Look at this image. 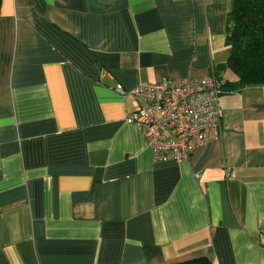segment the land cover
<instances>
[{
    "label": "crops",
    "instance_id": "crops-1",
    "mask_svg": "<svg viewBox=\"0 0 264 264\" xmlns=\"http://www.w3.org/2000/svg\"><path fill=\"white\" fill-rule=\"evenodd\" d=\"M234 0H0V264H264V86L156 162L126 91L225 68Z\"/></svg>",
    "mask_w": 264,
    "mask_h": 264
},
{
    "label": "built area",
    "instance_id": "built-area-1",
    "mask_svg": "<svg viewBox=\"0 0 264 264\" xmlns=\"http://www.w3.org/2000/svg\"><path fill=\"white\" fill-rule=\"evenodd\" d=\"M115 90L133 98L127 123L142 128L156 162H187L196 149L222 138L221 98L227 89L216 73Z\"/></svg>",
    "mask_w": 264,
    "mask_h": 264
},
{
    "label": "trees",
    "instance_id": "trees-1",
    "mask_svg": "<svg viewBox=\"0 0 264 264\" xmlns=\"http://www.w3.org/2000/svg\"><path fill=\"white\" fill-rule=\"evenodd\" d=\"M227 46L230 56L225 68L238 78L226 80V89L237 92L249 86H264V0H234L228 18ZM177 264H211L198 258Z\"/></svg>",
    "mask_w": 264,
    "mask_h": 264
}]
</instances>
